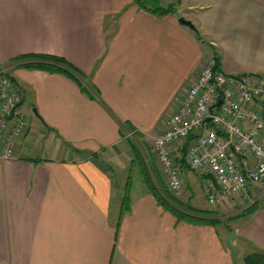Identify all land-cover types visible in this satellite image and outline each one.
Returning <instances> with one entry per match:
<instances>
[{
  "label": "crops",
  "instance_id": "1",
  "mask_svg": "<svg viewBox=\"0 0 264 264\" xmlns=\"http://www.w3.org/2000/svg\"><path fill=\"white\" fill-rule=\"evenodd\" d=\"M159 5L174 12L149 14L134 0H0V72H10L26 124L15 157L0 160V264H232L228 232L241 237L235 252L250 248L242 256L264 251V203L219 232L145 183L164 181L151 143L205 58L226 75L264 81V0ZM22 54L63 58L97 99L61 74L16 67ZM256 110L264 125V103ZM186 143L166 147L184 197L211 179L187 168ZM138 148L142 163L117 160ZM262 196L264 188L254 202Z\"/></svg>",
  "mask_w": 264,
  "mask_h": 264
},
{
  "label": "built area",
  "instance_id": "2",
  "mask_svg": "<svg viewBox=\"0 0 264 264\" xmlns=\"http://www.w3.org/2000/svg\"><path fill=\"white\" fill-rule=\"evenodd\" d=\"M20 100L13 80L0 72V160L15 157L18 141L26 132L17 109ZM258 103H264V81L244 74L226 75L213 57L204 59L151 143L155 163L172 196L178 195L182 181L166 147L188 138L184 161L191 172L210 176L203 182L209 203L264 182V145L260 140L264 125L256 110Z\"/></svg>",
  "mask_w": 264,
  "mask_h": 264
},
{
  "label": "rangeland",
  "instance_id": "3",
  "mask_svg": "<svg viewBox=\"0 0 264 264\" xmlns=\"http://www.w3.org/2000/svg\"><path fill=\"white\" fill-rule=\"evenodd\" d=\"M158 2H159V0H158ZM180 9H182V7ZM4 73L6 76H10V72L6 71ZM139 150L141 151V148H138V150L134 151V152L138 153ZM142 150L144 151L145 155L148 154V152H146L147 148L145 145L142 146ZM121 152H122L121 155L117 157L118 161H122V160H124L125 157H128V155L130 156L132 154V158H134V160H137V161L139 160L142 163L141 152H139L140 155L136 156L138 159L135 157V153L132 150H130V151L121 150ZM157 169L160 172L158 165H157ZM149 171L151 173L153 171V169L150 168ZM145 175H146V173H145ZM154 178H155L154 183L151 182L149 180V178L146 180L150 186L153 185V187H155V185H156V187L159 191H160V187H162L163 190L166 189L168 191L167 187L163 186V184H164L163 182H165V180L164 181L160 180L159 181L160 184H159V182L157 181V178L155 176H154ZM158 186H159V188H158ZM165 186H166V183H165ZM263 188H264V182L259 183L257 185L255 191L252 192V195H253L252 197H249L248 199L243 200V201L241 200L238 204H235V205H232V200L233 199L234 200L240 199L237 194H235L233 196V199L231 197V198L222 200V199H219L217 197L213 203H209L206 199L208 192L203 187H200L198 185H196L194 188H192L188 193L186 192L185 197L180 196V194L178 193L179 195L173 196L174 198L170 201H172L174 203V205H176V206H179V205L183 206L181 208H185L188 211V214L196 213V214L203 215V217H205L204 220L211 221L212 223L217 224L219 232H221V231L223 232L224 229L225 230L226 229L227 230L228 229L234 230V228L238 225V221H240L241 218H237V219H233V218L239 212H241L244 208H246V207H247L246 209L251 208L252 204H250V203L254 202L255 196L258 195L259 192L261 191V189H263ZM166 194H167L166 197L168 199H171L170 197H168L170 195L169 191ZM186 197H188V199H186ZM256 198H257V200H256L254 206H260L264 203V196H262V198H259V197H256ZM185 214H187V213H185ZM235 243H237V240L235 241ZM249 249L250 248H248L247 246L245 247V250H242V249L240 250V248L238 247V249H236L235 258H234V260H232V263L233 264H243L242 263V254L245 253Z\"/></svg>",
  "mask_w": 264,
  "mask_h": 264
},
{
  "label": "trees",
  "instance_id": "4",
  "mask_svg": "<svg viewBox=\"0 0 264 264\" xmlns=\"http://www.w3.org/2000/svg\"><path fill=\"white\" fill-rule=\"evenodd\" d=\"M135 5L142 11L149 14H167L173 13L174 8L167 6L165 8L159 5L158 0H134ZM12 62L18 63L15 66L24 68L39 70L46 73H58L64 77L71 80L76 86L80 89L89 98H96L97 95L94 89H91L88 85L85 84V76L73 65L65 61L61 57L46 55V54H22L18 55L11 60ZM5 74V73H3ZM11 78V77H10ZM191 138L187 139L189 142ZM147 186H150L147 181H145ZM165 196L168 193L167 190H163ZM168 201L172 200L174 197L170 194ZM165 203V202H164ZM174 205L172 201H170ZM166 204V203H165ZM255 202L252 203L251 208L243 210L242 214H247L252 212ZM168 207L171 204H167ZM176 206V205H175ZM174 210V209H173ZM238 214L234 217L236 218ZM178 217L185 218L183 215L179 214ZM233 218V219H234ZM189 220V219H188ZM243 264H264V251L258 248H253L250 253H247L242 256ZM233 264V263H232Z\"/></svg>",
  "mask_w": 264,
  "mask_h": 264
},
{
  "label": "water",
  "instance_id": "5",
  "mask_svg": "<svg viewBox=\"0 0 264 264\" xmlns=\"http://www.w3.org/2000/svg\"><path fill=\"white\" fill-rule=\"evenodd\" d=\"M178 23L180 25L186 26L188 27L190 30L195 31L194 27L190 24L189 21L184 20L182 17H179L177 19ZM219 105V101H217V103L215 104V106ZM241 238L239 235H237L234 232H228L225 237H224V244L226 245V247L228 248L229 252H230V256L232 258V260H234L235 258V248L232 244L234 239H239Z\"/></svg>",
  "mask_w": 264,
  "mask_h": 264
}]
</instances>
